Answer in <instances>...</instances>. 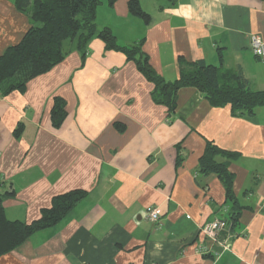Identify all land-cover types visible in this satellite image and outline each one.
Listing matches in <instances>:
<instances>
[{"label": "crops", "instance_id": "1", "mask_svg": "<svg viewBox=\"0 0 264 264\" xmlns=\"http://www.w3.org/2000/svg\"><path fill=\"white\" fill-rule=\"evenodd\" d=\"M129 1L111 7L103 0L97 26L120 46L144 40L165 82L179 79L181 60L204 61L264 92V58L250 40L264 42V0H140L149 24L130 15ZM32 26L15 0H0V56ZM71 48L25 93H0V191L15 192L4 200L6 218L27 224L56 196H87L0 264H264V106L235 116L230 106L213 107L197 89L182 88L171 113L154 102V85L124 54L107 51L100 39L85 60ZM56 97L67 112L59 128L51 121ZM208 142L237 154L227 168L240 215L233 237L222 234L228 248L213 245L218 256L196 252L199 243L212 245L201 227L231 209L223 181L199 173ZM149 207L159 225L145 217Z\"/></svg>", "mask_w": 264, "mask_h": 264}, {"label": "trees", "instance_id": "2", "mask_svg": "<svg viewBox=\"0 0 264 264\" xmlns=\"http://www.w3.org/2000/svg\"><path fill=\"white\" fill-rule=\"evenodd\" d=\"M106 1L113 7L118 0ZM102 2L15 0L17 10L29 15L33 26L18 45L8 48L0 56V93L4 96L13 92L25 93L31 80L49 73L66 59L70 53L66 50L67 44H71L73 50L81 53L82 60H85L89 44L94 39H100L107 51L120 52L128 61L135 63L138 71L155 87L154 102L166 106L171 113L176 110L177 94L182 88L197 89L213 107L230 106L235 116L253 115L258 107L264 106V92L251 90L242 74L222 73L218 67L204 61L189 63L181 60L179 79L173 83L165 82L150 65L143 51L144 40L131 46H120L110 29L98 28L97 10ZM128 9L131 16L149 24L150 15L143 11L140 0H130ZM66 116L65 101L56 97L51 110L53 126L61 127ZM20 134L21 127L15 130L17 138ZM236 157L237 154L208 142L199 170L204 175L216 174L223 181L231 209L220 218L228 219L232 227L239 220L240 208L233 195V175L228 171L227 162ZM218 158H224L226 162H218ZM14 195V191H0V257L15 251L35 233L56 227L86 198L87 192L73 190L54 197L51 207L43 209L40 219L31 224L6 218L4 200Z\"/></svg>", "mask_w": 264, "mask_h": 264}, {"label": "built area", "instance_id": "3", "mask_svg": "<svg viewBox=\"0 0 264 264\" xmlns=\"http://www.w3.org/2000/svg\"><path fill=\"white\" fill-rule=\"evenodd\" d=\"M251 48L253 53L258 58H264V42L257 36H252L251 38ZM145 217L154 224H160L161 217L159 212L154 207H149L145 211ZM227 229V223L222 218H217L214 222L209 223L201 227L200 232L204 235L205 238L209 239L212 245H206L205 243H200L196 247V250L201 255H207L213 253V245L222 247L223 249L228 248V240L221 241L219 240V234L222 235ZM233 237V236H232ZM230 238V237H229ZM218 255L217 252L213 253Z\"/></svg>", "mask_w": 264, "mask_h": 264}, {"label": "rangeland", "instance_id": "4", "mask_svg": "<svg viewBox=\"0 0 264 264\" xmlns=\"http://www.w3.org/2000/svg\"><path fill=\"white\" fill-rule=\"evenodd\" d=\"M149 8V7H148ZM252 38V37H251ZM251 40V39H250ZM252 49V48H251ZM220 218V217H219ZM217 219V218H216ZM215 219V220H216ZM225 220V222L227 223V229H226V231L225 232H223L222 234H225L224 236H227V235H230L231 237H232V233L230 232L231 231V227H232V224H231V222H229V220L228 219H224ZM151 222V221H150ZM161 222V221H160ZM212 222H214V220L212 221ZM212 222H209V223H212ZM209 223H207V224H209ZM207 224H205V225H207ZM158 225V224H157ZM204 225V226H205ZM223 235H221V234H219V240H222L223 238ZM206 240H209V239H207L206 238ZM223 241H225V239L223 240ZM200 244V243H199ZM206 244V243H205ZM198 246V245H197ZM196 246V247H197ZM196 252H197V250H196ZM198 253V252H197ZM213 253H215V252H213ZM207 255H209V254H207ZM215 256H218L219 255V253H218V255H216V254H214ZM205 256V255H204Z\"/></svg>", "mask_w": 264, "mask_h": 264}]
</instances>
